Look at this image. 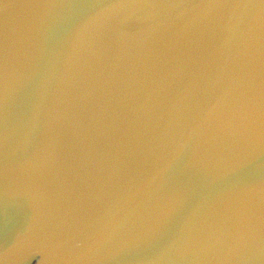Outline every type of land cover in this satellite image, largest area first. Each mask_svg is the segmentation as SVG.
<instances>
[{
  "label": "water",
  "instance_id": "95a60500",
  "mask_svg": "<svg viewBox=\"0 0 264 264\" xmlns=\"http://www.w3.org/2000/svg\"><path fill=\"white\" fill-rule=\"evenodd\" d=\"M0 264H264V0H0Z\"/></svg>",
  "mask_w": 264,
  "mask_h": 264
},
{
  "label": "snow or ice",
  "instance_id": "6c2138e0",
  "mask_svg": "<svg viewBox=\"0 0 264 264\" xmlns=\"http://www.w3.org/2000/svg\"><path fill=\"white\" fill-rule=\"evenodd\" d=\"M58 2H67V0H58Z\"/></svg>",
  "mask_w": 264,
  "mask_h": 264
}]
</instances>
